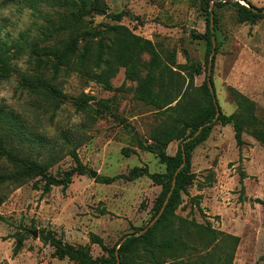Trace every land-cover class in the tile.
Instances as JSON below:
<instances>
[{
	"label": "rangeland",
	"instance_id": "obj_1",
	"mask_svg": "<svg viewBox=\"0 0 264 264\" xmlns=\"http://www.w3.org/2000/svg\"><path fill=\"white\" fill-rule=\"evenodd\" d=\"M102 1L107 7L106 13L126 12L128 16H123L119 24L151 41L160 54L173 52L177 64L198 63L201 72L193 78L195 86L207 76L204 42L191 37L204 31L206 0ZM246 1L252 7H264V0ZM216 2L223 4L216 6ZM234 2L237 1L212 0L207 6L211 17H215L214 24L210 19L215 42L209 54L212 66L208 72L214 99L223 115L232 113L235 107L228 93L231 87L254 102V114L264 124V16L254 24L238 22ZM238 4L246 7L242 1ZM52 11L61 9L48 6L46 0H0V40L9 45L18 41L21 32L27 35L20 42L18 52L7 53L10 74L0 78V107L27 121L43 137V149L61 153L59 160L48 169L52 175L73 166L64 154L68 144L62 137H72V143L77 137L82 138L84 143L76 149V154L86 173L72 176L65 188L51 187L47 193H41V182L37 179L10 191L0 204V260L7 264H71L66 258L52 257V248L39 241L38 233L46 231L70 245L87 246L92 258L106 256L105 250L90 243L89 235L100 238L105 248L117 249V241L122 242L132 233L133 236L141 233L153 223L151 207L159 187L145 176L132 181L118 178L110 184H101L95 178L126 176L135 166L146 167L149 173L164 170L153 154L135 146L134 137L146 140L157 116L152 108L133 100L135 82L125 78L123 68L111 79L110 91L72 71L57 78L58 89L67 97L57 105L51 99H42L21 89V78L37 73L28 45L43 24L44 15L50 16ZM84 21L87 27L115 24L102 16L86 17ZM148 58L146 53L139 54L138 77L149 70ZM80 93L92 97L86 104L89 114L74 105L72 98ZM100 100L106 101L107 108L99 106ZM96 105L100 109L98 116L91 112ZM241 138L244 144L238 150L231 127L219 123L211 127L208 137L191 153L192 181L187 194H181L175 214L237 237L231 264H264L261 208L251 201L264 200V145L246 133ZM36 147L32 143V151ZM121 148L131 152L122 154ZM175 150L176 142L172 141L165 152L172 156ZM90 172L95 176L91 177ZM194 197H199L201 213L193 204ZM33 232L36 237L32 236ZM20 236L21 248L12 254ZM209 254L214 259L221 258L217 249ZM197 255L198 251L190 257L192 264H199ZM202 255L203 252L199 253ZM133 260L147 264L140 254Z\"/></svg>",
	"mask_w": 264,
	"mask_h": 264
},
{
	"label": "trees",
	"instance_id": "obj_2",
	"mask_svg": "<svg viewBox=\"0 0 264 264\" xmlns=\"http://www.w3.org/2000/svg\"><path fill=\"white\" fill-rule=\"evenodd\" d=\"M209 1L212 0H206L203 6V33L191 34L193 39L204 42L205 72L208 63L209 68L212 66L209 54L215 42L214 27L210 25V19L214 24L215 17L213 15L210 18L207 7ZM236 1L233 6L238 22L254 24L264 16V7H252L246 0ZM238 1L244 2L246 7L239 5ZM46 3L61 11H52L50 16L44 15L43 24L36 29L28 52L33 56L37 73L23 76L19 83L21 89L42 99H51L57 105L67 99L58 89L57 78L72 71L103 90L110 91L111 79L119 68H123L125 78L135 82L133 100L149 106L157 116V122L150 129L146 140L139 141L134 137L135 146L153 154L164 170L161 173H149L146 167L135 166L126 176L95 178L96 182L110 184L118 178L132 181L145 176L159 187L151 207V219L159 215L141 233L136 236L132 233L122 242L117 241V249H107L100 238L89 235L90 243L105 250L106 256L92 258L87 246L70 245L55 238L49 231L38 233L39 241L52 248V257L58 260L66 258L71 264H138L133 260L138 254L147 264H192L189 259L197 251L196 260L199 264H231L237 237L215 231L208 224L198 225L192 220L182 219L175 211L181 203V194H187L186 190L192 181V174L189 173L191 153L208 137L214 124L231 127L234 145L238 150L244 144L242 133L264 145V124H260L254 114V102L229 87L228 93L235 108L229 115H223L209 92L208 83L214 98L209 73L195 86L193 78L201 72L198 63L177 64L173 52L160 54L151 41L119 24L123 16H128L126 12L106 13L107 7L102 0H46ZM221 4L214 3L216 6ZM93 16L108 18L115 24L101 23L98 27H87L84 18ZM26 36V33L21 32L19 42L9 45L0 40V78L10 74L7 53L10 50L18 52L20 42H24ZM140 53H146L149 57V70L143 77L137 76ZM72 99L77 110L88 112L86 104L92 99L91 96L80 93ZM98 104L107 108L105 100L98 101ZM99 106L91 110L96 116L100 115ZM62 138L68 144L64 154L71 159L73 166L52 175L48 169L59 160L61 153L43 149V137L27 121L0 107V204L11 190L33 179L41 182V193H47L51 187L65 188L72 176L86 173L85 166L76 154V149L84 140L77 137L72 143V137ZM172 141L176 142V150L169 156L165 150ZM32 143L37 144L33 151ZM120 152L127 154L131 151L121 148ZM241 180L239 178L240 189ZM198 199L194 197L193 204L201 213ZM251 201L261 208V226L264 228V200L254 198ZM21 243L20 236L12 254L18 253ZM214 249H217L221 258L210 256L209 252ZM201 252L203 255L199 256ZM0 264L7 263L0 260Z\"/></svg>",
	"mask_w": 264,
	"mask_h": 264
},
{
	"label": "water",
	"instance_id": "obj_3",
	"mask_svg": "<svg viewBox=\"0 0 264 264\" xmlns=\"http://www.w3.org/2000/svg\"><path fill=\"white\" fill-rule=\"evenodd\" d=\"M210 18H211V15H210ZM209 59H210V57H209ZM208 72H209V63H208V65H207V74H208ZM208 88H209V92H210V94L212 95V100L214 101V98H213V91H212L211 85H210L209 83H208ZM90 176H91V177H94V176H95V173H94V172H90ZM158 215H159V213L154 217L153 221L158 217ZM153 221H152V222H153ZM149 226H150V225H149ZM32 236H33V237H36V233L33 232V233H32ZM126 237H127V236H126ZM126 237H125V238H126ZM125 238H124V239H125ZM124 239H123V240H124ZM123 240H122V241H123Z\"/></svg>",
	"mask_w": 264,
	"mask_h": 264
},
{
	"label": "crops",
	"instance_id": "obj_4",
	"mask_svg": "<svg viewBox=\"0 0 264 264\" xmlns=\"http://www.w3.org/2000/svg\"><path fill=\"white\" fill-rule=\"evenodd\" d=\"M228 125H225V127H227ZM229 128H230V126H229ZM232 137H233V134H232Z\"/></svg>",
	"mask_w": 264,
	"mask_h": 264
}]
</instances>
